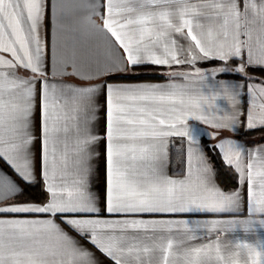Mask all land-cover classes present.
Wrapping results in <instances>:
<instances>
[{"label":"snow or ice","instance_id":"6c2138e0","mask_svg":"<svg viewBox=\"0 0 264 264\" xmlns=\"http://www.w3.org/2000/svg\"><path fill=\"white\" fill-rule=\"evenodd\" d=\"M68 3L69 0H0V160L27 185L35 182L33 149L37 137L33 128L38 98L39 165L47 194L42 203L19 200L24 188L0 170V264H65L63 257L70 258L67 264H101L70 232L87 240L114 264H152L151 254L156 248L164 252L162 264H168L173 240L169 239L164 248L156 244L162 238L156 233L181 228L186 240L178 241L179 244L208 240L206 244L184 248L185 264L224 261L222 247L228 245H222L221 236L228 230L236 232L242 228L249 234L256 231L257 225L264 230V195H254L252 180L253 161L257 154H264V146L248 149L238 140L221 137L225 129L239 133L240 116L244 113L238 105L245 87L251 101L246 130L264 127V104L255 103L257 93L264 96V79L248 72L253 68L264 73V41H258V50L254 49L251 31L245 27L254 22L248 19L249 12L264 23V0L259 5L256 0H200L196 4L190 0H71V11L80 15L70 23L63 22ZM52 17L57 31L72 34L71 44L66 42L62 52L53 50V77H75L80 80L79 85L49 82L41 32ZM213 25H218V29ZM174 33L190 41L186 48L178 43ZM3 53L11 58L6 59ZM213 60L222 64L209 71L196 67L197 61ZM231 60L239 63L231 67ZM150 65L169 68L162 73L169 80L109 83L136 78L140 75L136 69ZM174 66H187L190 70H175ZM20 69L30 74L20 75ZM217 74L240 75L246 83L213 82ZM6 92L12 94L8 101L4 99ZM101 92L107 103V185L103 208L98 206L90 183V145L98 139L91 133L90 124ZM69 103L73 113L83 117H72L76 120V172L71 186L64 180V171H60L57 181L58 159L65 169L68 166V144L65 141V150L58 155L57 138L59 133L67 136L69 132L67 124L62 128L58 124L67 117L66 112H61ZM256 107L259 112L254 111ZM189 120L216 131L209 133L194 127ZM5 132L9 133L7 139ZM201 136L219 138L218 143L207 145L208 150L218 151L224 163L235 168L241 185L247 179V218L205 220L196 222V228H190L187 219L140 218L240 211V191L225 193L210 179L212 170L200 147ZM170 137L187 141L183 179L167 175ZM194 153L198 154L201 174L195 184L190 180ZM102 211L119 218H92ZM22 216L45 218H6ZM256 216L261 219H254ZM234 243L238 249L249 250L250 255L255 251L245 240ZM255 247L260 249L255 252L256 257L264 256V238L258 239ZM213 250L215 257L210 255ZM253 264H264V260Z\"/></svg>","mask_w":264,"mask_h":264},{"label":"crops","instance_id":"0c3cea01","mask_svg":"<svg viewBox=\"0 0 264 264\" xmlns=\"http://www.w3.org/2000/svg\"><path fill=\"white\" fill-rule=\"evenodd\" d=\"M52 3H56V0H51ZM103 2V0H102ZM200 0H190V3L196 4L199 3ZM257 5L260 4V0H256ZM69 11L67 14V17L64 19L63 22L70 23L76 16L80 15V13H74L71 11L73 5L71 3V0H69V3L67 5ZM102 10V9H101ZM47 15L51 17V11L50 9L46 10ZM96 19L97 23H102L98 17H94ZM248 19L250 21H254L252 23L245 24V27L251 31V41L250 43L253 45L254 49L258 50V41H264V23L261 22L259 17L253 16L251 12H249ZM174 22L178 23L179 21L176 19V17H173ZM202 23H205L207 27L206 21H201ZM195 23V21H194ZM242 24H244V21L242 20ZM214 28L218 29V25H213ZM243 30V29H242ZM186 31V30H185ZM194 32L196 34L199 33L198 29H194ZM41 35L43 37L44 41V67L45 71L48 74V79L50 83H64L67 85H79L80 80L78 78L72 77H66V76H55L53 77V62H52V55L53 50L55 49L57 52H62L64 50V44L67 42L68 44H71V33L65 32V31H57L56 28V22L55 18L52 17L50 22L46 21V26L42 30ZM174 38L177 39L178 43L183 45L185 48L189 44V40H185L179 36V34H173ZM221 39H223L221 37ZM230 39V38H229ZM242 39H247V37H242ZM120 53H123V49H119ZM6 59L11 58L10 54L3 53L2 54ZM246 57V53H245ZM181 58H183V54H181ZM210 61H197L196 67H199L203 69L204 71H209L214 66L219 65H208ZM233 60L229 61L228 64L231 67L236 66L232 65ZM239 61L237 60V64ZM152 67H144L143 69H136L138 73H140L139 78L135 79H125L123 81L120 80H109V83H166L169 80V77L167 75H163L162 73H166L170 71L169 68L166 66H153ZM175 70H190L187 69V66H174ZM248 72L250 75H254L255 77H258L260 79H264V74L260 73H250L249 69ZM20 75H27L30 73H26L24 69L19 70ZM142 75V76H141ZM107 79V77H105ZM219 80H231L236 81L241 84H245L246 81L244 77L242 76H236V75H221L217 74L213 78L214 81ZM182 82V81H178ZM93 83H96V81H93ZM40 85L37 84V88H39ZM207 94V93H206ZM10 93H5L4 99L6 101L11 99ZM257 99L255 100L256 105L264 104V96H260L259 93L256 94ZM241 103L238 105V108L241 112L244 113V115L240 116L241 124L239 125V133H241L244 129H246V114L251 107V101L250 97L247 92V87L241 89V97L239 98ZM63 103V101H61ZM224 103V102H220ZM57 111H61L60 109H57ZM229 111H232L230 105H229ZM255 112H259V107H256L254 109ZM67 113V117L65 119H62L58 122L59 126L62 128L65 124H67L69 128V132L67 133V136L63 132L59 133L58 135V142H57V152L59 153L64 152V143L65 141L68 144V166L65 169L63 164L59 162L58 159V166L59 171L57 174V181L60 180V171H64L66 175L64 176V180L67 181L69 186H71L72 181L75 179V160L76 156L73 152V148L75 146V129L74 125L76 124V120H73L72 117L74 115H79L82 120V114H76L72 111V105L71 103L65 105L63 108L61 114ZM95 118L92 119L90 124L91 133L98 137V139L90 145V151L93 152V158L90 161L92 172L90 177V183H91V191L97 196L98 200V206L103 208L104 202H105V193H106V185H107V160H106V123H107V103H106V96L104 93H98L97 95V110L94 113ZM190 125L197 127L199 129L205 130L209 133L215 132L216 130L210 127L209 125L203 124L199 121L195 120H189L188 122ZM5 127H8V124L6 123ZM261 128V127H257ZM239 133H233L230 130H222L221 131V137L224 138H230L234 140H238L240 143L244 144L246 148L248 149H255L259 146H264V141L256 144H248L243 138H240L237 136ZM33 134L37 137L34 145V154L36 157V172H35V182L34 183H41L42 189L44 190V181L42 178V174L40 171V165H39V156H40V111H39V103L37 98V106H36V112L34 117V128H33ZM9 136L8 132H5V139H7ZM203 140H207L209 144H214L219 142V138L210 140L207 136H201L199 137L200 141V147L203 149L205 155L208 158V164L211 168L210 179L214 181L215 184H217L225 193H232L234 191L239 190L241 193V206L239 212H216V213H198V214H179V215H154V216H148L145 215L143 219H172V220H184L187 219L190 221L189 227L190 228H196V222H203L205 220H213V219H219V220H233V219H245L247 218V199H248V183L247 179L245 180V183L241 185L239 183V174H238V185L237 187L233 189H225L223 184L220 182L216 169L211 162L205 144L203 143ZM186 149H187V141L185 138L181 137H170L169 138V153L171 157V163L169 164L167 168V175L175 178V179H183L186 174L187 164H186ZM173 151L175 154L173 155ZM183 153V154H182ZM196 153L193 155L192 159V175L190 177V180L193 182V184L197 183L201 174L198 171L200 168V162L197 159ZM248 157L245 155L244 157V163L247 164ZM234 168V167H233ZM235 169V168H234ZM0 170H2L4 173L9 175L13 180H15L18 184H20L21 187L24 188V184L26 182H23L20 180V178L11 170L10 167H8L2 160H0ZM236 171V170H235ZM237 172V171H236ZM252 180H253V193L256 197H260L264 195V154H257L256 159L253 161L252 164ZM45 192V191H44ZM47 199V194L45 193V199L42 201L37 200H29L22 195L19 197V200L21 201H33L36 203H42ZM6 218H45L43 216H22V217H6ZM92 218H99V219H118L119 217L110 216L107 212L102 211L98 217H92ZM254 219L259 220L261 217L256 216ZM63 226V225H62ZM65 231H69V229L65 228ZM203 229H197V232H202ZM71 235L75 236L76 239L79 241V244L82 245L84 248H86L89 252L93 253L95 258L101 262V264H114V262L105 256L103 253H101L97 248H95L91 243H89L87 240L79 237L76 235L75 232H70ZM140 236H143V233L139 234ZM157 237H162L161 239L156 240V244L166 248L167 241L169 239L173 240V248L170 250V253L168 254V264H185V261L183 259V250L185 247L191 246H200L202 244L208 243L207 239H197V240H191L187 241L186 244H179L178 241L180 240H186V234L184 233L183 229L181 228L179 231L173 230L171 233L169 232H158L156 233ZM264 238V230H260L258 225L256 226V231L253 233L245 234L242 230V228L237 229L236 232H232L231 230H228L225 235L221 236V242L222 245L227 244L228 247L224 248L222 247V254L225 257L224 261H215L213 259L212 264H253L254 261L258 260H264V256L256 257L255 252H259L260 249L255 247L256 242L258 239ZM213 239H215V234H213ZM239 240H245L249 244H252L255 248V251L249 254V250L246 249H238L235 247L234 241ZM55 243V241H52ZM146 243L151 245V241H145ZM238 253V255H237ZM164 252L161 251L160 248H156L154 252L151 254L152 257V264H162V258H163ZM212 257H215V252L213 250L212 253H210ZM65 260V264H67V261L70 259L69 257H63ZM203 261L206 262V258L202 256L201 258ZM135 264V262H133Z\"/></svg>","mask_w":264,"mask_h":264},{"label":"trees","instance_id":"16d2710c","mask_svg":"<svg viewBox=\"0 0 264 264\" xmlns=\"http://www.w3.org/2000/svg\"><path fill=\"white\" fill-rule=\"evenodd\" d=\"M152 67V66H147ZM142 68H138L143 69ZM252 71H259L258 69L249 68ZM260 72V71H259ZM142 76V75H141ZM140 75L136 78H139ZM135 79V78H133ZM238 137L243 138L248 144H256L264 141V127L261 128H255L252 130H246L244 129L241 133L237 134ZM203 143L205 144L208 156L213 163L217 176L220 180V182L223 184L225 189H233L237 187L238 185V174L235 171V169L231 166H228L224 163L221 154L217 151L215 153L208 150L207 145H209V142L207 140H203ZM175 152L173 151V155ZM23 197L29 199V200H37L42 201L45 199V192L42 189L41 183H33L31 186L27 185V183L24 184V194Z\"/></svg>","mask_w":264,"mask_h":264},{"label":"rangeland","instance_id":"374dc122","mask_svg":"<svg viewBox=\"0 0 264 264\" xmlns=\"http://www.w3.org/2000/svg\"><path fill=\"white\" fill-rule=\"evenodd\" d=\"M233 64L232 65H235V64H237V60H233V62H232ZM211 64H214V65H221L222 64V62L221 61H218V60H213V61H210L209 63H208V65H211ZM249 71H250V73H260V74H264V73H261V72H259V71H252V70H250L249 69ZM221 75H225L226 76V74H221ZM231 76V75H230ZM236 76H239V75H236Z\"/></svg>","mask_w":264,"mask_h":264}]
</instances>
